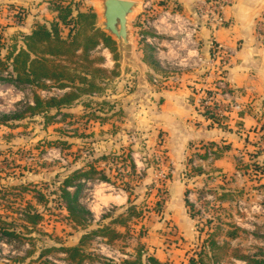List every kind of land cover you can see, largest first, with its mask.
I'll list each match as a JSON object with an SVG mask.
<instances>
[{"label":"rangeland","instance_id":"rangeland-1","mask_svg":"<svg viewBox=\"0 0 264 264\" xmlns=\"http://www.w3.org/2000/svg\"><path fill=\"white\" fill-rule=\"evenodd\" d=\"M63 3H71L83 12L91 11L88 0H64ZM18 8L12 9L14 12L8 9L5 15L0 16V41L5 49L13 42L10 36L14 33L13 27L18 25L16 12L24 18L30 15L32 20L39 19L38 23L55 18L54 12L45 9L33 10L31 14ZM51 8L55 11L53 5ZM62 28V35L66 36L67 28ZM17 36H13V40ZM5 49L3 55L6 54ZM89 54L92 59L102 57L100 66L107 71L102 75L103 83L99 82L105 90L100 96L83 98L85 100L68 110H51L47 113L50 118L48 125H45L43 114L30 112L21 121L0 125V215L8 222L7 226L30 237L21 240L22 244L17 240H0V264L11 258L24 257L31 249L29 252L33 251V255L28 256V262L41 248L58 247L63 242L72 244L82 235L84 231L71 228L64 218L65 212L58 208L56 195L51 190L55 184L51 180L57 177L62 180L69 170L80 167L82 160L89 155L85 150L89 143L96 157L112 150H132V159L137 164V174L128 177L129 170H124L121 162L109 159L105 170L115 185L94 180L82 186L78 198L93 214L91 228L95 227L102 214L118 215L122 209L115 208L129 205L125 200V188L133 187L130 201L136 211L141 212L139 217L133 216L128 221L127 228L115 226L124 234L122 239L112 244L98 237L89 240L87 244L92 253L104 259L101 263L90 264H106V260L120 264L134 255L138 248L167 264H188L194 252H199V246H207L210 241H215L222 248L220 257L217 254L220 264H249L241 259L243 255L264 259V105H260L261 112L256 111L260 116L257 122L237 130L241 135L235 141L205 145L217 148L213 159L199 162L196 166L189 162L185 169L176 170L165 157L164 149L160 148V135L152 136L145 119L138 115L136 105L143 103V93L135 98L134 107H128V95L136 94L135 76L144 67L136 60L133 67L118 63L116 47L117 67L112 53L105 46L93 49ZM45 85L32 87L0 83V113L11 115L23 111L27 105L33 106L34 93L48 100L65 92L57 87H48L50 83ZM83 102L89 106L85 108ZM252 103L247 101L243 104L247 109L249 106L250 109L259 107V104L251 106ZM122 106L126 107V112ZM67 112L74 115L73 124L65 116ZM85 113L89 114L84 116ZM92 114L107 119L111 126H105L108 127L106 130L97 127L99 120L92 118ZM90 132L93 135L85 138ZM59 141H65L69 148H62L66 144ZM219 158L222 167L217 169L212 165ZM175 177L184 181L185 196L172 185ZM20 182L25 183V189L18 186ZM223 194L227 196L223 198ZM181 199L194 205V218L187 207V214L191 217L188 228H180L171 217L173 210L178 214L181 210L184 213L186 208ZM122 201L123 205L120 204ZM25 202L38 207L42 214L36 224L23 220L19 211L24 209ZM59 255L55 251L49 258L60 264Z\"/></svg>","mask_w":264,"mask_h":264},{"label":"trees","instance_id":"trees-1","mask_svg":"<svg viewBox=\"0 0 264 264\" xmlns=\"http://www.w3.org/2000/svg\"><path fill=\"white\" fill-rule=\"evenodd\" d=\"M55 1H51L56 12L55 19L44 23H36L35 28L29 34H18L14 40L11 39L13 42L6 49L3 48V43L0 41V83H11L16 86L30 85L32 87L39 85L46 86L45 83H50L48 87H57L65 90V92L58 98L51 97L48 100H43L39 95L34 93L33 106L27 105L23 111L11 115L0 113V125H6L10 121H21L25 118L24 116L27 112L33 115L36 113L43 114L45 125H48L50 118L47 116V113L51 110L61 111L63 109H71L85 100L83 98H89L93 95L100 96L105 91L99 85V82L104 80L102 75L107 73L100 66L103 58L92 59L89 53L99 43H102L109 49L113 59L116 61L114 42L99 29H95L97 16L92 10L90 12H82L78 8L73 7L71 3L64 4V0H59L56 4L54 3ZM16 14L17 20L22 22V14L17 12ZM62 27L67 28L68 33L66 36L62 35ZM140 34L147 35L151 33L150 31L142 30ZM138 47L147 67L155 74L163 73V69L155 59L153 48L140 38ZM4 49L6 54L3 55L2 51ZM114 65L117 67L116 62ZM83 105L84 107L89 106V103L83 102ZM86 114L89 113H85L84 116H87ZM204 115L206 117L210 116L208 112H205ZM65 116L69 117V123L73 124L74 121L72 120L74 118L72 117L74 115L67 112ZM91 116L92 118H97L99 123H104L107 120L95 117L93 114ZM87 118L91 119L90 117ZM214 121L221 124L218 119H214ZM92 135L93 133L90 132L85 135V138H90ZM59 142L66 144L65 141ZM209 144L212 145L213 143ZM91 145L89 143V147L85 148V150H88L89 155L82 160L80 167L72 171L69 170L65 173L62 180L59 179L60 177L52 178L51 180L55 184V188L51 189L56 195L55 202L58 208L65 212L64 218L68 220L71 228L84 231L78 242L73 245L63 242L59 243L58 247L41 248L39 253L35 257H31L27 262L28 256L33 255V251L29 252L30 249L26 256L8 259L3 264H56L49 258L55 251L60 254L58 257L61 261L60 264L101 263L104 259L92 253V249L87 244L89 240L101 237L107 243L112 244L124 237V234L118 231L115 226L119 225L127 228L128 221L133 216L139 217L141 215V212L136 211V207L130 201L133 187L125 188L129 196V205L127 207L115 208L114 210L122 209L118 215L102 214L95 227L91 228L93 226V214L80 202L78 194L82 186L89 181L97 180L115 185L106 173L105 168H101V163L103 162L106 166L109 159L112 162L119 161L124 170H129L128 177L137 174V168L132 159V150L128 152L122 149L121 151L112 150L109 153H103L96 157L93 154V147ZM62 148H69V144H66L65 147L62 146ZM24 184L20 182L18 186L25 189L26 185ZM201 192H205V190ZM225 196L227 194L222 195L223 198ZM186 205L189 208L191 217L194 218V205L188 200H186ZM23 208V211H19L23 220L36 224L42 218V214L35 205L28 202ZM7 225L8 222L0 215V240H17L19 244H22L21 240L30 238L27 235L17 233L12 229L13 227L11 228ZM198 250L199 252L195 251L193 257L189 258L188 264H220L218 263L217 254L222 252V248L215 241H210V244L208 243L207 246L201 244ZM241 259L249 264H264V259L248 257L247 255H243ZM106 264L116 263L106 260ZM120 264L167 263L159 261L154 255L145 253L142 248H138L134 255L122 260Z\"/></svg>","mask_w":264,"mask_h":264},{"label":"crops","instance_id":"crops-1","mask_svg":"<svg viewBox=\"0 0 264 264\" xmlns=\"http://www.w3.org/2000/svg\"><path fill=\"white\" fill-rule=\"evenodd\" d=\"M88 1V9H91L97 16V0ZM135 1L141 4L140 11L131 21L133 43L136 46L137 58L140 56L142 59V53L138 47L139 33L143 30L141 23L143 19L149 17L156 19L153 30H158L161 33L159 39L161 45L165 47L161 54L156 57L163 69L169 66L175 67L172 63H182L181 60L187 55L196 56L199 59H207L211 41H217L232 53L227 70V81L231 88V96L234 102L245 103L252 101L251 106L259 104V107H255V109L253 107L251 108L252 110L250 106L248 109L245 107L242 111L231 109L224 116L221 124H218L206 117L197 105L198 96L194 93V89L201 87L204 82L210 81V77L208 78L204 74V71L200 69L201 67L192 70L176 67L178 70L173 73L180 80L177 86L170 87L165 83L154 86L151 83V78L157 73L152 72L144 62L147 86L137 91L136 94L128 95L130 100L128 107L131 108L135 104V98L143 93V103L136 105L139 112L138 115L141 114V117L145 119L152 136L157 133L160 135V148L164 149L165 157L169 159L171 166L181 171L188 166L194 152L200 147L209 143L217 144L223 141H225L223 144H229L232 140L235 141L238 135H241L240 132H237L238 129L241 130L242 127L254 124L260 117L256 115V111H260L262 109L260 105H264V41L261 39V31L264 28V0H234L232 4L227 5L223 9L224 24L216 27L200 21L196 11V6L200 0ZM16 7L31 14H33V10L45 9L49 12H54L56 17V12L51 8L50 0H0V16L5 15L8 9L14 12L12 9ZM164 13L168 16L186 18L193 24L196 23L198 24V30L184 38L181 35L174 34L176 25L172 20L167 21L163 18L162 15ZM38 20L30 19L29 15L25 16V18L23 17L22 22L17 21L18 25L13 27L12 32L14 33L10 36V39L20 33H31ZM48 21H52V19ZM95 29L98 28L95 27ZM181 38L183 39L181 40ZM174 40L179 42L175 44L172 42ZM100 46L104 45L99 43L95 49L100 48ZM115 62L114 60V64ZM150 71L152 72L151 75ZM121 108L126 112V107L122 106ZM96 124L97 127L102 129L105 126H111L108 122ZM135 165L137 168L136 163ZM212 166L217 169L221 168L222 160L220 158L215 160ZM103 167L106 168L105 164H103ZM183 183L184 181L179 177H175L172 185L175 189H179V193L182 196H185ZM128 197L127 194L126 202H128ZM123 202L120 204L123 205ZM181 203L186 208L184 213L181 210V213L178 214L177 210H173L171 217L180 228H188L191 217L187 214L185 199H181ZM79 238L72 242V245L76 244Z\"/></svg>","mask_w":264,"mask_h":264},{"label":"built area","instance_id":"built-area-1","mask_svg":"<svg viewBox=\"0 0 264 264\" xmlns=\"http://www.w3.org/2000/svg\"><path fill=\"white\" fill-rule=\"evenodd\" d=\"M233 2L234 0H200L196 6L197 15L204 24L212 27L223 25L225 22L223 9ZM162 17L167 21L172 20L176 25L174 34L181 35L183 38L198 30V24L190 23L186 18H177V16L172 15L168 16L166 13H164ZM155 20V18L150 17L142 20L141 28L150 31L151 34H140L139 38L153 48L154 54L157 57L165 47L161 45L159 39L161 33L158 30H153V28H155ZM183 38H181V40ZM261 39L264 41V28L261 31ZM172 42L176 44L179 41L174 40ZM231 54V51L223 44L212 40L207 59H199L193 55V57L189 55L184 56L181 60L182 63H172L175 67H164L165 69L161 67L163 69L162 75H154L151 78V83L154 86L165 83L167 86L175 87L180 82L179 78L173 73L178 70L176 67L191 70L201 67L200 69L204 71V74H206L208 78L210 77V81L204 82L201 87L194 89V93L198 96L197 105L203 113L208 112L210 114L208 117L210 120L214 121V119H218L221 123L229 110L234 109L242 111L246 107L242 102H234L231 96L232 91L227 81V70L230 65ZM216 152V147H200L194 152L191 165L196 166L199 162L213 159ZM98 239L104 240L101 237H98Z\"/></svg>","mask_w":264,"mask_h":264},{"label":"water","instance_id":"water-1","mask_svg":"<svg viewBox=\"0 0 264 264\" xmlns=\"http://www.w3.org/2000/svg\"><path fill=\"white\" fill-rule=\"evenodd\" d=\"M141 4L135 0H97L98 22L95 27L110 37L118 53V63L133 67L135 60L144 67V61L137 58L136 46L133 43L132 19L140 11ZM145 67L135 76L136 91L147 86Z\"/></svg>","mask_w":264,"mask_h":264}]
</instances>
